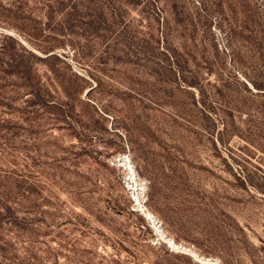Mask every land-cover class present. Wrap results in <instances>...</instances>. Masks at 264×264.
I'll return each instance as SVG.
<instances>
[{
    "label": "rangeland",
    "instance_id": "1",
    "mask_svg": "<svg viewBox=\"0 0 264 264\" xmlns=\"http://www.w3.org/2000/svg\"><path fill=\"white\" fill-rule=\"evenodd\" d=\"M0 189L13 264H264V0H0Z\"/></svg>",
    "mask_w": 264,
    "mask_h": 264
},
{
    "label": "trees",
    "instance_id": "2",
    "mask_svg": "<svg viewBox=\"0 0 264 264\" xmlns=\"http://www.w3.org/2000/svg\"><path fill=\"white\" fill-rule=\"evenodd\" d=\"M165 52L166 54L168 53L167 51ZM46 58H49V56ZM9 66L18 77L23 81L29 82L31 79L29 75L30 72L26 71L25 67L22 66L18 59H11ZM19 197L23 199L26 198V195L19 191L13 192L0 189V228L4 224H10L12 227L24 229L18 218L13 214L14 208L12 204L19 203ZM8 251L9 243L0 234V264H13L12 258H8Z\"/></svg>",
    "mask_w": 264,
    "mask_h": 264
},
{
    "label": "bare ground",
    "instance_id": "3",
    "mask_svg": "<svg viewBox=\"0 0 264 264\" xmlns=\"http://www.w3.org/2000/svg\"><path fill=\"white\" fill-rule=\"evenodd\" d=\"M127 168L129 169V171L130 172H132L133 173V171H132V168L130 167V165H129V162H128V165H127ZM141 209H142V207H141ZM142 212H143V214H144V216H145V218H147L149 221H150V223H152V225L155 227V225H154V221H153V216L148 212V211H145V210H143L142 209ZM155 229H156V227H155ZM157 230V229H156ZM157 232L159 233V231L157 230ZM166 243L170 246V248H172V249H183V251H185L186 249L185 248H182V247H178L171 239H166ZM187 251V250H186ZM181 252V251H180ZM192 255H194V254H192ZM209 264H217V263H215V262H209Z\"/></svg>",
    "mask_w": 264,
    "mask_h": 264
}]
</instances>
